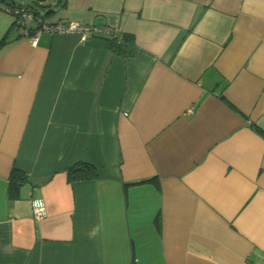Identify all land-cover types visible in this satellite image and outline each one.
Returning <instances> with one entry per match:
<instances>
[{
  "label": "crops",
  "instance_id": "1",
  "mask_svg": "<svg viewBox=\"0 0 264 264\" xmlns=\"http://www.w3.org/2000/svg\"><path fill=\"white\" fill-rule=\"evenodd\" d=\"M58 4L133 50L0 10V264H264V0Z\"/></svg>",
  "mask_w": 264,
  "mask_h": 264
},
{
  "label": "trees",
  "instance_id": "2",
  "mask_svg": "<svg viewBox=\"0 0 264 264\" xmlns=\"http://www.w3.org/2000/svg\"><path fill=\"white\" fill-rule=\"evenodd\" d=\"M60 1L61 0H51V2H49L46 6L36 3V5L41 8L38 9L26 3H17L15 0H0V10L9 13L16 19L15 23L17 24L18 29L25 30L26 28H29L32 23L37 24L38 26L33 31L34 33L39 30L43 24H46L41 23L42 20L47 18L54 12L53 9L58 7V2ZM15 12H18L19 16H17ZM24 14L30 16V22L28 24L22 25V23L19 22V19ZM108 40L112 49L118 54L128 55L132 53L134 42L131 36H128L126 34H119V37L117 39L108 38ZM93 175V168L85 163H78L67 170V176L69 181L90 179ZM24 180V175L18 170L13 169L10 174L9 180L11 191H18L23 185Z\"/></svg>",
  "mask_w": 264,
  "mask_h": 264
},
{
  "label": "built area",
  "instance_id": "3",
  "mask_svg": "<svg viewBox=\"0 0 264 264\" xmlns=\"http://www.w3.org/2000/svg\"><path fill=\"white\" fill-rule=\"evenodd\" d=\"M19 16L18 12H15ZM15 19V18H14ZM16 20V19H15ZM18 22V21H17ZM19 22L23 24H28L30 22L29 15H22ZM42 32H52V33H62V34H78L81 42H86L87 39L93 36H106L108 38L117 39L119 37V32L110 27H96V26H84L73 22L65 23H46L41 26L39 30L33 33L31 38V44L36 45L38 36ZM32 214L34 219L40 220L45 217L46 209L45 204L41 199H36L31 202Z\"/></svg>",
  "mask_w": 264,
  "mask_h": 264
},
{
  "label": "rangeland",
  "instance_id": "4",
  "mask_svg": "<svg viewBox=\"0 0 264 264\" xmlns=\"http://www.w3.org/2000/svg\"><path fill=\"white\" fill-rule=\"evenodd\" d=\"M17 3H26L28 5L34 6L38 9H41L39 6L36 5V3L47 5L51 0H15Z\"/></svg>",
  "mask_w": 264,
  "mask_h": 264
}]
</instances>
